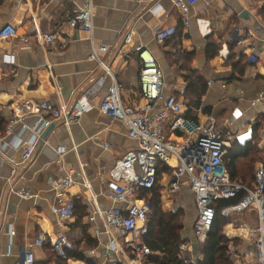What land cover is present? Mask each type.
Listing matches in <instances>:
<instances>
[{"label":"crops","instance_id":"crops-1","mask_svg":"<svg viewBox=\"0 0 264 264\" xmlns=\"http://www.w3.org/2000/svg\"><path fill=\"white\" fill-rule=\"evenodd\" d=\"M89 2L94 12L92 33L69 27L67 21L73 11ZM263 7L264 0H199L191 9V25L185 28L174 0H0V27L10 22L17 26L20 35L47 33L60 25L64 29L61 37L48 46L34 37L29 46L16 40L0 42V264H23L26 247L41 233L44 243L34 247L38 264H89L90 261L125 264V258L112 248V235L106 232L102 220L97 216L91 221L90 217L95 215L96 208L114 205L104 195L106 172L118 158L138 145L120 121L112 120L99 109L111 83L107 78L89 97L92 107L79 121L66 124L58 120L45 128L31 159L18 166L17 173L11 176L12 167L20 161L23 147L38 123L37 116L26 117L15 125L13 135L4 140L16 104L26 100L77 102L85 89L103 74L102 68L88 59L92 47L100 44L116 51L112 57L107 55L106 60L123 85V103H143L142 63L136 51L142 45L153 53L162 68L168 82L166 92L175 93L182 100L184 115L202 122L213 117L218 122L215 112L207 113L205 108L226 109V121L235 106L249 108V101L264 90V71L249 61L246 46L255 42L256 52L264 57ZM244 10L248 11L247 17L241 16ZM163 27H176L177 37L158 42L155 32ZM129 32L133 33V40L127 44L124 38ZM237 33L247 39L246 45L235 43ZM213 46L218 49L214 55ZM188 76H201L205 82L200 107L192 104L198 99L188 89ZM210 80L213 83L208 85ZM222 82L228 84L226 90ZM237 88L244 91V100L240 99ZM95 135L99 140L93 138ZM101 142L108 146H102ZM168 166L171 171H164L160 179L162 208L183 213L185 243L197 260L202 255L201 243L194 232L197 213L194 195L187 186L177 192L168 189L176 167ZM69 170H74L75 184L60 197L73 199L77 208L74 216L61 218L52 211L58 193L48 177ZM22 187L33 196L20 197L17 190ZM143 191L140 196L147 199ZM233 213L241 215L243 222L239 226L230 222L225 234L230 239L241 238L243 243L230 258L232 264H255L256 246L249 241L248 230L258 226V214L254 210ZM60 235H66L74 245L68 253H83L85 257L62 258L53 248ZM143 236L137 238L144 243ZM118 240L124 242L125 238L118 236ZM146 257L142 258V264H153L147 263Z\"/></svg>","mask_w":264,"mask_h":264},{"label":"built area","instance_id":"built-area-1","mask_svg":"<svg viewBox=\"0 0 264 264\" xmlns=\"http://www.w3.org/2000/svg\"><path fill=\"white\" fill-rule=\"evenodd\" d=\"M198 1L174 0L175 7L182 13L185 28L191 25V9ZM93 19V6L89 2L84 7L75 9L67 23L74 29L92 33ZM63 32L64 29L60 25L47 33L20 35L17 26L7 22L0 27V42L16 40V43L23 41L29 46L34 37L39 43L48 46L61 37ZM176 33V27H163L155 32V37L158 42H166ZM237 34L235 43L246 45L247 39ZM132 40L133 33L129 32L124 41L128 44ZM246 46L249 50V61L260 65L264 71V57L256 52L257 44L249 42ZM136 51L142 63L140 89L143 103L136 105L123 103V85L117 80L106 60L107 55L112 57L116 51L106 44H100L92 47L88 59L101 67L103 74L95 84L85 89L84 95L77 102L70 104L50 100H26L16 104L13 108V117L6 127L4 140L13 135L15 125L23 122L26 117L37 116L38 123L33 127L32 138L23 147L20 161L12 167L11 176L17 173L18 166L26 164L31 159L45 128L58 120L66 124L78 122L92 107L89 97L98 86H102L104 81L110 78L108 92L99 109L112 120L120 121L127 128L128 135L138 141V145L118 158L107 170L104 195L111 199L114 205L107 209L96 208L95 215H92L90 220L94 221L97 216L102 220L106 232L112 235L114 241L112 248L125 258L124 263L142 264V258L151 253L150 247L137 238V235L147 233L148 217L151 212V203L140 196V191L155 184L160 161L170 165V160L176 158L178 163L172 172L168 189L177 192L187 186L193 192L197 209L194 224L197 240L201 244L205 243L212 229L216 216L214 201L229 199L245 192L240 202L223 208L222 213L229 215L247 210L257 212L259 224L249 228L248 237L256 246L255 264H264V162L257 163L256 181L252 188L234 181L226 166L229 149L234 141L241 146L254 142L256 124H259L257 145L264 150V90L259 91L257 97L249 101V108L235 106L222 125L213 117L204 122L197 121L184 115L183 102L175 93L166 92L168 82L153 53L142 45L138 46ZM262 52L264 53V40ZM212 83V80L208 81V85ZM221 86L226 90L228 84L222 82ZM236 91L240 99L244 100V91L241 88H237ZM175 136H183L184 140L178 141L173 138ZM93 138L99 140L97 135ZM101 145L106 147L108 143L101 142ZM83 176L85 178L84 174ZM48 182L58 193L57 200L52 206L53 213L61 218L74 216L76 209L74 200H63L60 197L61 193H65L75 184L74 170H69L63 175H50ZM85 183L89 186L87 180ZM17 194L22 198L33 196L25 187L18 189ZM115 233L123 236L124 242H120ZM44 240L45 237L41 233L33 244L26 247L23 264H38L34 247L41 246ZM188 245L187 243L181 245V258L185 263H196V259L188 252ZM53 248L62 258H67V250H72L74 245L66 235H60L54 241ZM94 253L95 250H92L91 254ZM89 264L99 263L90 261Z\"/></svg>","mask_w":264,"mask_h":264},{"label":"trees","instance_id":"trees-1","mask_svg":"<svg viewBox=\"0 0 264 264\" xmlns=\"http://www.w3.org/2000/svg\"><path fill=\"white\" fill-rule=\"evenodd\" d=\"M264 7L262 13L264 14ZM177 33L169 40L177 37ZM213 53L217 54L218 49L213 46ZM189 90H193L197 96V102L192 103L200 107V98L205 92V82L201 76H188ZM189 94V93H188ZM193 100V98L191 99ZM205 112L214 113L218 118V123L221 124L225 121L226 114L224 109L212 111L211 107H206ZM259 124L255 125V140L245 146L237 144L235 141L232 143L231 148L226 159V166L234 181H239L247 187H254L255 185V169L254 166L257 161H264V150L258 147L259 137L257 134ZM170 172V167L160 161L157 168V180L151 188H145L142 195L151 203V212L149 214L148 231L144 234L143 240L147 244L151 253L147 255V263L153 264H232L231 259L228 258V243L236 239H230L225 234V227L230 223L225 219L226 215L222 213V209L240 202L245 192L229 199H219L214 201L216 207V216L212 229L208 238L203 246L200 248L202 257L196 260V263H185L181 258L180 247L187 241L183 236V213L181 211H166L162 208L161 190L162 185L160 179L162 173ZM76 205V203H75ZM77 208V207H76ZM76 213V209H75ZM74 213V215H75ZM72 256L70 251L68 256ZM77 258H84V254L73 255ZM122 264V263H118Z\"/></svg>","mask_w":264,"mask_h":264},{"label":"rangeland","instance_id":"rangeland-1","mask_svg":"<svg viewBox=\"0 0 264 264\" xmlns=\"http://www.w3.org/2000/svg\"><path fill=\"white\" fill-rule=\"evenodd\" d=\"M175 139H177L178 141H183L184 137L183 136H179V137H173ZM259 162V161H258ZM254 166V169H256L257 163ZM177 159L176 158H172L170 160V165L172 167H175L177 165ZM197 216V213L195 214ZM241 215L237 214V213H233V214H229L228 216L225 217V219L229 220L230 222L234 223V226H239L241 222H243V220L241 219ZM232 239V238H231ZM236 239L234 241H231L228 243V258L230 259L233 256L234 252H239L237 249L239 248V246L243 243V241H241V238H233ZM203 244L200 245V247H202Z\"/></svg>","mask_w":264,"mask_h":264},{"label":"water","instance_id":"water-1","mask_svg":"<svg viewBox=\"0 0 264 264\" xmlns=\"http://www.w3.org/2000/svg\"><path fill=\"white\" fill-rule=\"evenodd\" d=\"M247 15H248V11H246V10H244V11L241 13V16H242V17H247ZM43 139H46V136L43 137Z\"/></svg>","mask_w":264,"mask_h":264}]
</instances>
